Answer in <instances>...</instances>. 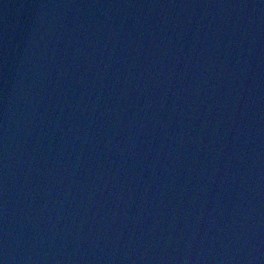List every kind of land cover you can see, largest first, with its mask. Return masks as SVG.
<instances>
[{
	"label": "water",
	"instance_id": "obj_1",
	"mask_svg": "<svg viewBox=\"0 0 264 264\" xmlns=\"http://www.w3.org/2000/svg\"><path fill=\"white\" fill-rule=\"evenodd\" d=\"M0 264H264V0H0Z\"/></svg>",
	"mask_w": 264,
	"mask_h": 264
}]
</instances>
